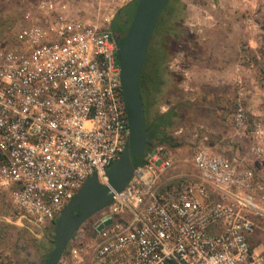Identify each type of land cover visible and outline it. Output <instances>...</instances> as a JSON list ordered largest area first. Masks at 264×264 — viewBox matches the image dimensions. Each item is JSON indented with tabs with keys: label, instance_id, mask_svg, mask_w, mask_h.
Listing matches in <instances>:
<instances>
[{
	"label": "built area",
	"instance_id": "2783aa9c",
	"mask_svg": "<svg viewBox=\"0 0 264 264\" xmlns=\"http://www.w3.org/2000/svg\"><path fill=\"white\" fill-rule=\"evenodd\" d=\"M14 40L0 44V189L20 224L46 229L90 176L107 181L128 141L118 44L61 0L26 11ZM227 118L264 165V114L239 97ZM192 136L191 172L164 177L176 160L157 143L58 264H264V176L225 137Z\"/></svg>",
	"mask_w": 264,
	"mask_h": 264
},
{
	"label": "rangeland",
	"instance_id": "374dc122",
	"mask_svg": "<svg viewBox=\"0 0 264 264\" xmlns=\"http://www.w3.org/2000/svg\"><path fill=\"white\" fill-rule=\"evenodd\" d=\"M38 1L0 0V44H14L23 14L34 11ZM61 1L84 20L109 28L118 11L136 0ZM163 24L154 41L162 55L148 117L175 112L165 133L177 144L168 145L176 167L192 171V134L208 129L213 139L225 137L226 148L258 173L248 139L232 129L227 117L239 97L249 112L264 114V0H172ZM151 67L148 63L146 71ZM94 217L81 227H89ZM54 235L55 227L20 224L10 194L0 189V264H45Z\"/></svg>",
	"mask_w": 264,
	"mask_h": 264
},
{
	"label": "water",
	"instance_id": "95a60500",
	"mask_svg": "<svg viewBox=\"0 0 264 264\" xmlns=\"http://www.w3.org/2000/svg\"><path fill=\"white\" fill-rule=\"evenodd\" d=\"M168 2L139 0L128 30L121 38H115L129 138L115 164L107 170V181H101L97 174L90 176L60 213L55 225L54 248L45 264H58L74 233L113 202L115 194L126 187L141 164L149 143L142 71L156 24Z\"/></svg>",
	"mask_w": 264,
	"mask_h": 264
},
{
	"label": "trees",
	"instance_id": "16d2710c",
	"mask_svg": "<svg viewBox=\"0 0 264 264\" xmlns=\"http://www.w3.org/2000/svg\"><path fill=\"white\" fill-rule=\"evenodd\" d=\"M171 1L172 0H169L167 6L165 7V9L163 10V12L161 13V15L158 19V22H157L155 30H154L153 38L151 40V43H150V46H149V49H148V52L146 55V59H145L144 66H143V71H142V90H143V83H147L148 88L150 89V93H149L148 97H146L143 94L144 101H145V108H146L148 141H149L145 152L147 150L151 149L157 143H165V144L170 145V146H176L177 145L176 143H174V139L165 133V129L167 127L173 125V123H174L175 112L173 110L169 111L165 115H162L159 117L156 116L151 121H149V117H148L149 104L150 105L154 104V103H152L151 98L156 96L157 91H158V76H157L158 69H159L158 57H160L162 55L161 51L159 50L160 45L158 44V46H156L154 41L156 40L155 38H156L157 33L160 32L162 28L165 29V26L163 24V17H164V13L168 9ZM138 2H139V0L131 2L129 5H127L123 9H121L123 16L127 20L126 25L123 27L124 33L128 30V28H129V26L133 20ZM153 47L155 48L154 50H152ZM150 53L153 54L151 62H149V60H148ZM148 63H150V65L152 66L150 69V72L146 71V66ZM153 88H155V89H153ZM152 91H153V93H152ZM143 157H144V155H143ZM142 162H143V158H142L141 163Z\"/></svg>",
	"mask_w": 264,
	"mask_h": 264
},
{
	"label": "flooded vegetation",
	"instance_id": "af4514ba",
	"mask_svg": "<svg viewBox=\"0 0 264 264\" xmlns=\"http://www.w3.org/2000/svg\"><path fill=\"white\" fill-rule=\"evenodd\" d=\"M126 18L123 16L122 11H118L115 17L111 20L109 28L112 31L114 37L117 39L121 38L124 35V26L126 25ZM150 89L148 88L147 83H143V94L148 97Z\"/></svg>",
	"mask_w": 264,
	"mask_h": 264
},
{
	"label": "crops",
	"instance_id": "0c3cea01",
	"mask_svg": "<svg viewBox=\"0 0 264 264\" xmlns=\"http://www.w3.org/2000/svg\"><path fill=\"white\" fill-rule=\"evenodd\" d=\"M252 113L255 114V115H258V114H262L261 112H258L257 110L258 109H252ZM260 111V110H259ZM225 147V146H224ZM225 150H227V154L230 155V156H235L233 154V152H230V149H227L225 147ZM259 163V162H258ZM258 166V165H257ZM193 169V168H192ZM259 171H258V175H262L264 176V165H262L261 163H259ZM185 171L184 170H179L178 167H176V169L174 170H171L170 172H168L166 175H164V177H173L174 175L176 174H180V173H184ZM188 173V171H187Z\"/></svg>",
	"mask_w": 264,
	"mask_h": 264
}]
</instances>
